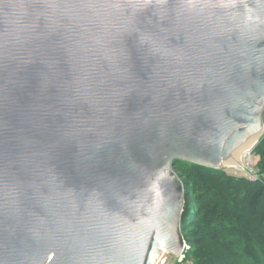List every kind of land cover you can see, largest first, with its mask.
<instances>
[{"label": "water", "instance_id": "water-1", "mask_svg": "<svg viewBox=\"0 0 264 264\" xmlns=\"http://www.w3.org/2000/svg\"><path fill=\"white\" fill-rule=\"evenodd\" d=\"M263 114L264 0H0V264L178 258Z\"/></svg>", "mask_w": 264, "mask_h": 264}, {"label": "trees", "instance_id": "trees-1", "mask_svg": "<svg viewBox=\"0 0 264 264\" xmlns=\"http://www.w3.org/2000/svg\"><path fill=\"white\" fill-rule=\"evenodd\" d=\"M260 143L258 170L264 176V138ZM173 169L184 188L183 262L264 264V179L257 175L249 182L180 160Z\"/></svg>", "mask_w": 264, "mask_h": 264}, {"label": "rangeland", "instance_id": "rangeland-1", "mask_svg": "<svg viewBox=\"0 0 264 264\" xmlns=\"http://www.w3.org/2000/svg\"><path fill=\"white\" fill-rule=\"evenodd\" d=\"M263 124H264V114H263ZM263 138H264V130H263L262 134L260 135L258 141L255 143L256 145L254 144L255 146H253L251 152L249 153V157H248L250 159V162H251V163L249 162L250 166L254 170L255 179L251 180L245 175L244 171H247L248 167H246L247 165L244 164L246 162V159H244V158L242 159L243 162L241 163V165H243V166H241L240 168L237 167L238 170L234 169L236 167H233V166L230 167V166H226V165L222 166L220 169H217V170H221L230 176H234L237 178H240V177L244 178L249 182L255 181L257 179V175L259 178H261V180L264 179V176H261V174L259 173V170H258V164H259L260 159H261V155L259 153V149L261 148L260 142L262 141ZM185 245H186V243H185ZM168 259H169V264H176V262H178L180 264H191V262H189V263L183 262L184 261L183 259H182V261H177V258L171 256L170 254H169Z\"/></svg>", "mask_w": 264, "mask_h": 264}, {"label": "bare ground", "instance_id": "bare-ground-1", "mask_svg": "<svg viewBox=\"0 0 264 264\" xmlns=\"http://www.w3.org/2000/svg\"><path fill=\"white\" fill-rule=\"evenodd\" d=\"M259 139V135H255L251 137L248 141L240 145L232 154L231 156L224 162V166H233L236 167L234 169L240 168L241 163L243 162L242 159H246V162L244 163L247 165L250 162L249 153L251 152L253 146H255L256 142ZM255 144V145H254ZM238 170V169H237ZM158 260V259H157Z\"/></svg>", "mask_w": 264, "mask_h": 264}, {"label": "built area", "instance_id": "built-area-1", "mask_svg": "<svg viewBox=\"0 0 264 264\" xmlns=\"http://www.w3.org/2000/svg\"><path fill=\"white\" fill-rule=\"evenodd\" d=\"M250 163L247 164V166H246V167H248V170L247 171H244V172H245V175L249 179L253 180V179H255V174H254L253 168L250 166ZM186 249H188V247L184 244V249H183L181 255L177 258V261H182V259L184 258V255L183 254H184V251ZM168 257H169V253L167 251H162V253L160 254V256H159V258H158V260L156 262V264H169Z\"/></svg>", "mask_w": 264, "mask_h": 264}]
</instances>
